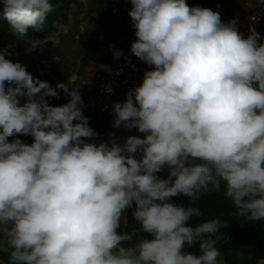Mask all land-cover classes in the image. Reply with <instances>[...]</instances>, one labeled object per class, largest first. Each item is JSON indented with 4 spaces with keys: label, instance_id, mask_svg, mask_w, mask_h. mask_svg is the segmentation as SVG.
Returning <instances> with one entry per match:
<instances>
[{
    "label": "clouds",
    "instance_id": "9594fccd",
    "mask_svg": "<svg viewBox=\"0 0 264 264\" xmlns=\"http://www.w3.org/2000/svg\"><path fill=\"white\" fill-rule=\"evenodd\" d=\"M130 5L129 51L151 67L112 104V126L143 136L97 142L75 77L53 87L0 50V264H224L223 219L192 223L201 196L221 191L234 216L264 221V35L186 0ZM52 9L0 0L28 52L59 42V31L28 36ZM57 89L69 99L53 106ZM13 134L32 142H8ZM180 195L190 203L172 200ZM133 202L138 226L122 230Z\"/></svg>",
    "mask_w": 264,
    "mask_h": 264
},
{
    "label": "crops",
    "instance_id": "0c3cea01",
    "mask_svg": "<svg viewBox=\"0 0 264 264\" xmlns=\"http://www.w3.org/2000/svg\"><path fill=\"white\" fill-rule=\"evenodd\" d=\"M259 0H186L190 6L199 5L207 7V3L213 4L211 9L218 11L222 21L227 22L236 18L238 29L242 25L247 12ZM130 0H72L66 15L55 17L46 29L36 32L32 29L28 36L43 38L49 33L59 31V42L53 46L49 41L46 45L32 50V58L29 62L28 72L40 80L47 81L55 87L56 83L67 82L68 78L75 77L81 97L94 90L99 76L108 71L115 61L112 48H120L119 14L127 11ZM54 18V19H55ZM53 20V19H52ZM63 25V30L59 26ZM256 31L264 35V18L256 26ZM145 69L151 66L135 57ZM59 98L47 97L48 103H61L69 97L57 89ZM112 112L103 114L98 126L105 130H112ZM96 125V126H97ZM110 125V126H109ZM106 127V128H105Z\"/></svg>",
    "mask_w": 264,
    "mask_h": 264
},
{
    "label": "rangeland",
    "instance_id": "374dc122",
    "mask_svg": "<svg viewBox=\"0 0 264 264\" xmlns=\"http://www.w3.org/2000/svg\"><path fill=\"white\" fill-rule=\"evenodd\" d=\"M207 7L212 8L213 4L208 2ZM57 20L58 19L55 18L52 21L54 23ZM50 22L51 21H49L48 24ZM48 24H46V26ZM25 39H27V37H25ZM0 42L3 43V45H0V50L7 49V52L9 53L8 55H6V59H9L13 62L21 63L23 66H25L26 70L30 68L29 62L31 61L32 58V50L30 52L26 51L28 45L24 42V40L17 39L16 37L13 36L8 22H5L4 30L0 26ZM23 98H24L23 101L24 103L26 98L25 97ZM97 124L98 122L95 125L90 126L98 134L96 137L93 138L97 142L107 139L110 134H114L119 139H122L128 135L143 136V134L139 133L136 129L126 130L123 128L121 129L113 128L112 130L107 131L99 127ZM110 125L112 126V123ZM17 138L26 143L32 142V137L24 134H13V136H9L7 140L8 142H12ZM158 175L161 177L166 176L167 169L162 170L160 173H158ZM172 200L174 202L183 203L185 205L187 203H190V201H188V198L183 195L173 197ZM195 206L199 208V210L203 215L200 217L193 218L192 220L193 224L199 222L200 220L215 216H218L223 219L226 227L221 228L220 230L219 233L221 237L220 241L229 239L230 237H234L239 234H245L246 236H248L249 229L247 228H251L259 222V221L251 222L246 219L238 218L234 216L235 209L232 206L231 201L223 196L222 191L219 193H209L201 196V199L196 203ZM134 207L135 204L133 202V207L126 209L125 212L123 213V215L127 217L128 224L127 226L121 224L122 230L131 231L133 228H136L138 226L137 222L132 216V211ZM253 237H256L254 240L260 241V244L258 246L251 245L249 249H246L245 245L251 244L249 241L250 237H246L239 239L237 243L233 244V246H235V251L233 252H230V250H227L226 248H221L220 246L222 244H219L220 242L219 241L217 246L221 251L224 264H255L256 258L264 257V241H261L263 240L262 233L256 234ZM0 259H6V257L2 253H0Z\"/></svg>",
    "mask_w": 264,
    "mask_h": 264
},
{
    "label": "built area",
    "instance_id": "2783aa9c",
    "mask_svg": "<svg viewBox=\"0 0 264 264\" xmlns=\"http://www.w3.org/2000/svg\"><path fill=\"white\" fill-rule=\"evenodd\" d=\"M130 7L131 5H129ZM128 9L119 14V49L123 51L124 56L115 58L111 68L99 76L94 90L82 97L84 102L82 112L88 118L89 126L95 125L103 114L112 112V104L122 101L128 90L140 83L143 72L146 70L144 65L141 62H137L135 56L129 51L135 35L134 29L131 27ZM263 18L264 0H259L245 15L239 31L244 36H247L249 25L251 24L252 27L256 28ZM125 56L128 57L127 60H125ZM109 88L111 92L107 91ZM66 102H54L51 105L56 106Z\"/></svg>",
    "mask_w": 264,
    "mask_h": 264
},
{
    "label": "trees",
    "instance_id": "16d2710c",
    "mask_svg": "<svg viewBox=\"0 0 264 264\" xmlns=\"http://www.w3.org/2000/svg\"><path fill=\"white\" fill-rule=\"evenodd\" d=\"M71 2H72V0H50V3L53 5V9L48 14V20H47L46 24H48L49 21H52V19H54L55 17H59V16L62 17L64 15H66ZM5 22H7V21L4 19V17L2 15H0V26L3 28V30H4ZM0 45H3V43L0 42ZM7 87H14V85L8 84L6 82V88ZM18 99H19V104L23 105L24 98L19 97ZM247 229H249V235L248 236H246L245 234H239L241 236L237 235L234 237H230L229 239L221 240L219 242V244H222L220 247L226 248L227 250H230V252H233V251H235V246H233V244L237 243V241L239 239L246 238V237H250L249 241L251 243V244L245 245L246 249H249L251 247V245L252 246H258L260 244V241L254 240L256 237H253V236H255L256 234H259V233H262L263 240H261V241H264V221H259L255 226H253L251 228H247ZM229 258H230V256H229Z\"/></svg>",
    "mask_w": 264,
    "mask_h": 264
}]
</instances>
